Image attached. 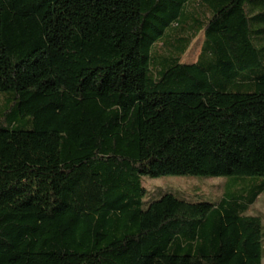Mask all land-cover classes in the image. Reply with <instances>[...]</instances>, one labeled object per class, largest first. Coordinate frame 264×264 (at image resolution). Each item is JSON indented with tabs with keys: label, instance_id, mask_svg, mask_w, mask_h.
I'll list each match as a JSON object with an SVG mask.
<instances>
[{
	"label": "trees",
	"instance_id": "trees-1",
	"mask_svg": "<svg viewBox=\"0 0 264 264\" xmlns=\"http://www.w3.org/2000/svg\"><path fill=\"white\" fill-rule=\"evenodd\" d=\"M0 99V264H262L264 0H0Z\"/></svg>",
	"mask_w": 264,
	"mask_h": 264
},
{
	"label": "rangeland",
	"instance_id": "rangeland-1",
	"mask_svg": "<svg viewBox=\"0 0 264 264\" xmlns=\"http://www.w3.org/2000/svg\"><path fill=\"white\" fill-rule=\"evenodd\" d=\"M203 42V34L200 32L198 36L191 42L187 51L183 55L182 63H192L196 60ZM1 101V99H0ZM250 178L236 177H211V176H175L165 175L160 177H142L143 186L146 188V195L143 199V207L164 193H169L177 198L185 199L191 202H208L215 204L219 201L224 190L235 191L244 187ZM261 180L263 178H260ZM248 215L259 216L262 220V234L264 242V191L258 196L255 203L252 204L248 211ZM264 264V258L262 259Z\"/></svg>",
	"mask_w": 264,
	"mask_h": 264
}]
</instances>
